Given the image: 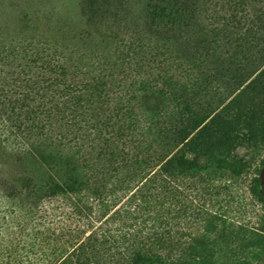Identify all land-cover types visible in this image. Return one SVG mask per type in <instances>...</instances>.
<instances>
[{"label":"trees","instance_id":"16d2710c","mask_svg":"<svg viewBox=\"0 0 264 264\" xmlns=\"http://www.w3.org/2000/svg\"><path fill=\"white\" fill-rule=\"evenodd\" d=\"M143 1L135 14L128 0L80 1L89 19L110 17L81 39L21 30L0 43V159L28 156L47 173L35 182L0 160V192L44 209L30 243L42 264H214L235 242L264 249V215L241 221L255 203L264 213L260 181L242 204L249 164L236 154L264 137V0ZM233 55L216 74L235 84L222 98L200 69ZM221 195L231 218L211 210Z\"/></svg>","mask_w":264,"mask_h":264},{"label":"rangeland","instance_id":"374dc122","mask_svg":"<svg viewBox=\"0 0 264 264\" xmlns=\"http://www.w3.org/2000/svg\"><path fill=\"white\" fill-rule=\"evenodd\" d=\"M80 1L82 0H0V43L5 41L9 35L12 36L21 30L32 36L34 41L41 39L39 41L51 43L53 41H60L64 37L71 38L73 34L79 35V39H81L80 34L83 30L92 32L93 27L90 23L96 24V21L100 22L106 18H110L107 16L105 19L98 17L89 19L83 15L85 9L81 6ZM114 1L117 2L118 0ZM143 2V0H128L129 10L133 14L138 13ZM252 18V14L242 15V20L244 19L243 21L246 22L249 20L251 22ZM88 21L91 22L87 23ZM94 29H100V27L94 26ZM214 51H224V48L215 47ZM227 51L229 56L230 53L235 52V49L230 47ZM234 56L231 57V65H228L226 59H223L225 63L221 65L222 59L219 58L217 60H209V64L204 61L202 63L203 67L200 69L202 72H205L200 82L203 85H208L211 82L212 91L220 93V97L222 98L231 94L230 92L235 84H231V79L227 80L228 75L221 77L216 76V74H219L221 67L234 68L236 62H240L241 60ZM240 66H245L243 70L246 72L253 68L246 64ZM206 71L213 76L208 81L206 80V76H208ZM202 88L204 91L205 86ZM227 101L225 104H228ZM258 139L257 135L253 137L254 141ZM254 141L248 142V140H244L242 141L243 144L236 150V154L249 164L248 170L242 173L238 189L239 196L242 195V204L245 206L250 204L248 186L254 178L259 179L260 169L264 162V137L258 141L255 149L253 148ZM46 152L52 154L58 153L57 155L63 154L51 149ZM0 160L3 165L9 167L15 173L25 172L24 175L32 176L35 182L44 183L46 180L47 173L45 168L39 167V164H35L28 156L11 154L8 157L4 156V160ZM223 196L221 195L218 199L222 204H211V210L216 211L219 208L226 211V216L231 218L233 217L231 209L235 207V204H232V200L228 199L229 197ZM30 204L33 203L28 198L26 192H22L19 196L14 197H7L0 192V240L4 241L3 243L0 242V264L43 263L45 253L41 252L39 248L30 245V243L34 240L36 234L40 232L39 230L44 231V226L47 225L48 220L42 218L44 216V209L41 206L38 205L35 208L30 206ZM51 204L53 203H46V207L50 208ZM255 204L254 210L250 206L246 207L245 214L241 220L249 222V225L252 226L264 215L261 212L259 203ZM233 244H235L233 245V250L237 254L226 259L220 258L219 260L215 257L214 264H223V262L226 264H264L263 248L259 250L252 246L241 247L237 242ZM254 250H258L257 255L254 254ZM253 256L255 257L254 260L251 259ZM198 264H208V260H201Z\"/></svg>","mask_w":264,"mask_h":264},{"label":"water","instance_id":"95a60500","mask_svg":"<svg viewBox=\"0 0 264 264\" xmlns=\"http://www.w3.org/2000/svg\"><path fill=\"white\" fill-rule=\"evenodd\" d=\"M259 181H260V193L264 195V163L260 169Z\"/></svg>","mask_w":264,"mask_h":264}]
</instances>
